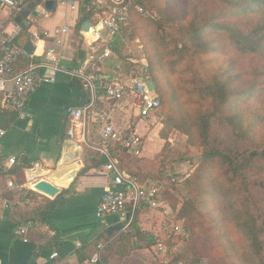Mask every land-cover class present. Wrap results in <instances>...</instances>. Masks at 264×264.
<instances>
[{"label":"trees","instance_id":"16d2710c","mask_svg":"<svg viewBox=\"0 0 264 264\" xmlns=\"http://www.w3.org/2000/svg\"><path fill=\"white\" fill-rule=\"evenodd\" d=\"M26 1H34L36 5L42 2ZM180 1L139 0L145 14L132 13L129 24L109 42L112 55L105 65L109 70L106 74L140 75L141 61L126 55L123 46L128 28L134 25V33L139 34L145 44L151 82L161 101L159 112L163 114V122L185 135L202 153L198 159L190 161L191 169L187 174L169 175L167 163L174 156L166 147L153 158L143 159L138 166L126 162V157L134 156L128 150L109 147L111 154L120 160L126 176L137 178L141 184L163 183L157 200L171 207L173 219L171 224L161 226L159 235L145 231L140 215L149 207L141 205L133 224L114 241L110 242L114 235L109 237L105 233L104 242L110 243L102 252V261L122 264L130 250H137L135 244L138 243L141 249L164 245L167 252L160 254L168 264H203V260L206 264H264V0H194L197 4L186 13L178 11L176 2ZM208 6L218 10L211 14ZM154 10L158 13L155 17ZM81 11L96 25L99 12ZM143 28L149 30L148 41L141 33ZM40 36L46 38L43 34ZM224 54L242 59L247 70L231 75L218 64ZM74 79L81 82L83 90L82 81ZM89 101L90 97L86 103ZM250 102H255L260 109L247 117L245 108L250 114ZM18 118L13 110L0 107V126L4 130ZM68 118L65 134L71 124ZM98 128L99 122L91 123L88 135L91 144L101 141ZM73 149L74 146L71 152L75 153ZM107 160L99 151L86 147L85 167L80 175L107 164ZM143 167L157 169L158 173L143 177L140 173ZM30 168L31 164L23 159L21 165H14L6 172L0 169V176L14 177L15 188L3 196L13 203L18 199L42 198L46 204L38 216L44 222L56 209L59 199L52 201L23 188L27 184L24 170ZM217 200H221L230 213L225 231L220 225L217 234L201 242L200 225L206 219L201 210L208 202ZM15 210V205H8L6 215L16 216ZM182 220L190 227L188 235L174 231V225ZM176 239L183 240L184 247L173 252L171 242ZM49 244L52 248L58 244V239L52 238ZM83 250L77 253L82 263L97 252L93 249L88 255Z\"/></svg>","mask_w":264,"mask_h":264},{"label":"crops","instance_id":"0c3cea01","mask_svg":"<svg viewBox=\"0 0 264 264\" xmlns=\"http://www.w3.org/2000/svg\"><path fill=\"white\" fill-rule=\"evenodd\" d=\"M24 4V9H26L35 2L24 0ZM59 6H61V9H58ZM83 9L86 13L89 12L84 5L76 11L58 4H55L53 10H47L46 5L41 2L32 11V14L37 12L38 16L30 15L28 19H25L27 28L23 29L21 27L22 32L19 41L23 47L28 40L35 36L39 38V42L34 46V54L36 55L34 61L36 62L43 60L44 51L53 43L52 37L55 30L64 26L69 27L71 30L64 36L63 46V67L66 72L59 74L52 84L40 86L30 97L27 116L24 118L19 117L11 127L5 130L6 134L0 141L3 151V163H0V169L6 172L5 162L9 157L16 158V165H21V160L26 159L31 164V168L24 170L27 184L23 188L35 191L33 183L27 178L28 172L36 169L43 174H47L42 175L41 178L50 180L53 173L59 170L60 167L65 166L64 156L68 151V147L71 146L72 150V146H74L73 152H75L73 153L75 154V161L71 162L70 165L80 163L81 168L76 171L74 177L71 176V182L65 187L54 183L55 186L61 189V193L56 198H50L35 191L49 200L59 199L56 209L47 216L44 222L38 216V213L42 207L44 208L45 201L40 197H30L25 200L18 199L14 203L9 201L3 194L11 189L8 187V182L14 181V177L9 175L0 176V264H92L91 259L98 254L100 247L104 246L105 248L121 234L114 231L112 235H109V229L117 225H121L123 229V224L115 216H108L104 220L96 216V210L105 189L114 187L112 183L114 175L106 169L108 162L97 169H92L80 175L85 167L83 161L84 151L81 152V146L84 148V145H86L90 149H92L91 147H99V144H91V139L88 136L89 126L96 121L93 118H101L104 121L103 125L106 123L113 124L114 119L111 116L108 119L104 116V109H107L106 112H110L109 115H111L118 103L115 104L101 96L102 102L97 103L89 111L85 142L78 134L81 130H75L74 137L70 136L71 124L68 133L65 134L64 126L66 118H68L67 107H83L87 105L86 100L90 97L87 91L80 89L81 82L75 81L70 74L73 71L87 70L88 68L86 62L90 49L84 43L85 32L82 31V25L86 21H89L91 26L95 24L85 18L81 11ZM16 16V13L8 10L0 13V21L8 32H12L17 26H21L16 23ZM90 31L87 32L88 35ZM41 34L46 38H41ZM31 61L32 59L28 56H23L21 67L27 66ZM107 72L109 70L104 66L101 72L102 75L101 73L98 74V78L110 75L106 74ZM100 106L104 110L101 114L99 110L102 107ZM93 114L94 117H92ZM90 119L92 120L89 123ZM134 126L135 124L129 126L124 132L129 129L136 131ZM101 132L102 128L98 132L100 140H102ZM108 151L110 152V149ZM111 157L118 159L113 154H111ZM151 158L153 156H129L125 160L129 165L138 166L142 165L143 159ZM39 172L36 174H39ZM140 173L143 177H146L156 175L158 170L143 167ZM174 174L180 175L182 173L176 171ZM8 205L16 206V216L9 217L6 215ZM12 221H18L20 224H14ZM26 226L28 231L25 236L20 231ZM142 227L145 231H150L156 235L161 232V227L155 228L154 223L153 227H149L150 229L145 228L143 225ZM106 232L109 237L114 235L107 244L104 242ZM52 238H57L58 244H54L50 248L49 241ZM137 245L139 244H135L137 250H130L128 257L122 264H132L134 261L138 264L166 262L158 252L157 246L141 249V246ZM93 249H97V252L92 255L91 259L85 263L80 262L77 253L83 250L89 255ZM54 253H58L59 256L51 260L50 256Z\"/></svg>","mask_w":264,"mask_h":264},{"label":"built area","instance_id":"2783aa9c","mask_svg":"<svg viewBox=\"0 0 264 264\" xmlns=\"http://www.w3.org/2000/svg\"><path fill=\"white\" fill-rule=\"evenodd\" d=\"M48 1L54 4L69 7L72 11L79 10L87 0H42L46 5ZM88 11L94 9L99 12V19L92 27L103 26V32H94L91 36L84 33V43L90 49L86 62L87 70L71 72V76L82 81L83 89L90 95L89 104L83 107H67V115L71 122L70 136L74 137L75 130H81L78 134L82 141L86 140V123L88 114L98 101L99 89L102 88L104 99L115 104L125 102L132 111H138L141 118H149L156 114L161 108V101L151 82L149 73V63L143 59L140 67V75L123 77L118 74L104 75L98 78L103 67L111 58L109 42L121 33L126 27L132 13L145 14V9L139 0H89ZM24 0H0V13L11 11L17 15L24 9ZM102 14H101V13ZM69 27H62L55 30L53 43L47 48L42 57V61H34L35 54L29 56L32 61L21 67V59L24 56L23 45L19 41L21 26H17L12 32H8L4 24L0 21V107L13 110L20 118L27 116V107L31 95L42 85L52 84L56 77L66 72L63 67V46L64 36L70 32ZM34 46L39 42L38 36L31 39ZM6 131L0 126V141L5 136ZM102 147H91L99 151L108 159L107 171L113 173V186L105 189V192L96 210L97 218L104 220L108 216H115L123 224L120 233L126 231L133 224L136 213L141 205L159 207L164 210L170 209L164 201H158L163 183L151 181L141 184L137 178L128 177L120 167L118 159L112 158L109 150L110 146H119L128 150L132 155L139 157L142 154V138L134 130L126 132L117 131L115 126L106 123L101 132ZM3 151L0 146V163L2 162ZM16 158L9 157L5 162L6 171L16 165ZM171 175V174H169ZM9 188H15L14 181L8 182ZM149 207V208H150ZM28 227L21 229V234L27 235ZM176 233H183L182 221L174 225ZM91 259L92 264H104L102 261V251ZM159 253L166 254L164 245L157 246ZM58 253L50 256L51 260L56 259ZM157 264H168L160 262Z\"/></svg>","mask_w":264,"mask_h":264},{"label":"rangeland","instance_id":"374dc122","mask_svg":"<svg viewBox=\"0 0 264 264\" xmlns=\"http://www.w3.org/2000/svg\"><path fill=\"white\" fill-rule=\"evenodd\" d=\"M177 4H179L178 11H183L186 13L188 9H190L193 5L197 3L194 0H190L189 2L188 0H181L179 3L176 2V5ZM58 9H61V6H59ZM207 9L208 8H206L205 11H208ZM216 10H218V8L213 6L212 8L209 7L208 12L212 14ZM152 15L154 17L157 16L158 15L157 10H154ZM93 24L95 23L93 22ZM134 29H135L134 25L130 26L126 33L127 35L123 38L124 39L123 46L125 49V54L130 55L141 62L143 59L148 61L144 41L139 34L136 35L134 33ZM141 33L143 34L145 40L148 41L149 30L147 28H143ZM241 60L242 59L238 58L237 56L236 58H234L225 55L223 56L222 60L220 58L218 64L220 65V67L222 66L223 69L228 70V72L231 75H238L239 73L242 72V70L243 72L247 70V66L245 64L243 65L242 62L243 60L242 61ZM243 80L247 81V77H244ZM101 96L103 95L99 93L98 94L99 99L97 103L102 102ZM117 105L114 107V112L111 115H109L110 112L108 113L106 112L107 109H104L105 110L104 116L106 117V119H108L109 116H111L114 119L113 124L115 125L117 131L123 132L129 126H133V124H135L134 128L142 138L143 155L154 157L163 148L165 149L166 147V150L171 155L174 156L173 160L167 163L168 165L167 169H169L168 173L171 172L169 174H174L176 171L182 173L180 175H184L188 173V171L191 169L190 161L191 160L194 161L201 156L202 150L200 147L189 141L185 135L181 134L175 129L170 128L169 126H166L165 122H163V114H161V111L160 112L158 111L156 114H152L149 118H141L138 114V111L137 110L132 111L130 106H126L125 102H120ZM249 108H250V114L247 112L245 108V115L247 117H249L251 113H258L260 109L255 102H250ZM104 110L102 107L99 110L100 114ZM92 117H94V114L92 115ZM93 119H95L96 122L100 123V128L97 129L99 132V130L103 126L104 121L101 118H93ZM91 120L92 119L89 120V123ZM97 144H99V147L103 145L102 140L99 141V143ZM86 147H87L86 145H84V148L81 146L80 149L81 152L84 151ZM169 208L170 209L164 210L162 208L159 207L157 208L152 206L150 207V210H143L142 214L140 215L142 225L145 228H149V227H153V223H154L155 228H158L159 226L161 227L167 224H171L173 217H171L172 209L170 206ZM161 212L164 214H161ZM201 213L206 218L203 219V225L202 226L200 225V228L203 229L200 232V235H202L200 238L201 242L205 241L208 237L217 234L220 231V225H222L223 227L222 231H225V227L227 225L230 213L226 205L221 200H217L215 203H212V201L208 202L205 209L201 210ZM165 218L168 220V222ZM182 228L184 234L188 235L191 231L190 227L185 222V220H182ZM171 243H172L171 246H174L172 249L173 252H178L180 249L184 247V241L181 239L178 240L176 239ZM202 263L206 264V260H203Z\"/></svg>","mask_w":264,"mask_h":264},{"label":"water","instance_id":"95a60500","mask_svg":"<svg viewBox=\"0 0 264 264\" xmlns=\"http://www.w3.org/2000/svg\"><path fill=\"white\" fill-rule=\"evenodd\" d=\"M54 6H55V4L52 1H48L46 3L47 10H53ZM35 7H36L35 4H31L28 8L23 9L21 11V13H19L15 17L16 23L21 25V27L23 29L27 28V24L25 23V19H28L30 17V15L38 16L37 12L32 14V11L35 9ZM89 27H91V23L89 21H86L82 25V31L87 32ZM23 50H24V53H23L24 56L29 57V56L34 54L35 47H34L31 40H28L25 43ZM73 161H75V154H73L71 152V146H70V147H68V151L66 152V154L64 156V165L65 166L62 167L63 169L57 170V173L62 171V170H66L65 168L67 166H72L74 169H72V171L69 173V176L74 177L76 175V170H79L81 168V165H80V163H75L73 165H70V163ZM38 172L39 171L35 169V170H30L27 174L28 180H30L34 185V190L45 195V196H47V197L56 198L61 193V189L59 187L55 186V184H54L55 183L54 177L57 175V173L50 176V180H46V179L41 178L43 173L39 172V174H36ZM113 178H114V176H113ZM114 231L121 232L122 226L117 225V226L111 227L109 229V235H112V233ZM137 246H139V245H137Z\"/></svg>","mask_w":264,"mask_h":264},{"label":"bare ground","instance_id":"6f19581e","mask_svg":"<svg viewBox=\"0 0 264 264\" xmlns=\"http://www.w3.org/2000/svg\"><path fill=\"white\" fill-rule=\"evenodd\" d=\"M90 28H92L91 31H90ZM89 31H90V33H89L88 36H91L92 33L96 32V31L102 33L103 32V26L102 25L99 26V27H92L91 26V27L88 28L87 32H89ZM60 169H63V168L60 167ZM65 169L66 170H62V171H60L58 173H57V171L55 173H53V174L57 173V175L54 177L55 184H57L58 186H61V187H65L69 182H71V176H69V173L74 168L72 166H67ZM43 175H47V174H43Z\"/></svg>","mask_w":264,"mask_h":264}]
</instances>
